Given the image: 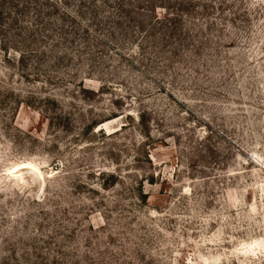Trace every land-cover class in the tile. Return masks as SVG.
<instances>
[{"label": "rangeland", "instance_id": "rangeland-1", "mask_svg": "<svg viewBox=\"0 0 264 264\" xmlns=\"http://www.w3.org/2000/svg\"><path fill=\"white\" fill-rule=\"evenodd\" d=\"M0 47V264H264V0H9Z\"/></svg>", "mask_w": 264, "mask_h": 264}, {"label": "trees", "instance_id": "trees-1", "mask_svg": "<svg viewBox=\"0 0 264 264\" xmlns=\"http://www.w3.org/2000/svg\"><path fill=\"white\" fill-rule=\"evenodd\" d=\"M9 0H0V11L3 10V8H5V4L6 2H8ZM4 50V48L0 47V51ZM83 89V88H82ZM91 127V124H87V129ZM112 178H114L113 175H111ZM103 186L106 185L105 182H103L102 184Z\"/></svg>", "mask_w": 264, "mask_h": 264}, {"label": "bare ground", "instance_id": "bare-ground-1", "mask_svg": "<svg viewBox=\"0 0 264 264\" xmlns=\"http://www.w3.org/2000/svg\"><path fill=\"white\" fill-rule=\"evenodd\" d=\"M27 164H28V166H29L30 168H32V169H36V167H35L36 165L34 166V165H32V163H31V164H30V163H27ZM37 168H38V167H37ZM32 169H31V170H32ZM36 170H37V169H36ZM36 170H35V171H36ZM39 172H40V171H39ZM39 172H38V174H39ZM16 173H18V172L16 171Z\"/></svg>", "mask_w": 264, "mask_h": 264}]
</instances>
